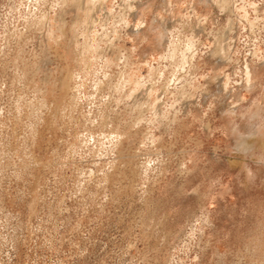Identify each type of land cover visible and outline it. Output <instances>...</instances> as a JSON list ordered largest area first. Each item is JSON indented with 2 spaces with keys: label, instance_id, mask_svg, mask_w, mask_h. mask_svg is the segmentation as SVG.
Returning <instances> with one entry per match:
<instances>
[{
  "label": "rangeland",
  "instance_id": "374dc122",
  "mask_svg": "<svg viewBox=\"0 0 264 264\" xmlns=\"http://www.w3.org/2000/svg\"><path fill=\"white\" fill-rule=\"evenodd\" d=\"M0 264H264V0H0Z\"/></svg>",
  "mask_w": 264,
  "mask_h": 264
},
{
  "label": "bare ground",
  "instance_id": "6f19581e",
  "mask_svg": "<svg viewBox=\"0 0 264 264\" xmlns=\"http://www.w3.org/2000/svg\"><path fill=\"white\" fill-rule=\"evenodd\" d=\"M245 68H246L248 74H249V75H252V71H253V70H252V67H251V63L246 62V64H245Z\"/></svg>",
  "mask_w": 264,
  "mask_h": 264
}]
</instances>
